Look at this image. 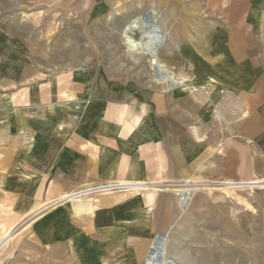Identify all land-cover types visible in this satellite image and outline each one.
I'll list each match as a JSON object with an SVG mask.
<instances>
[{
    "label": "crops",
    "instance_id": "obj_1",
    "mask_svg": "<svg viewBox=\"0 0 264 264\" xmlns=\"http://www.w3.org/2000/svg\"><path fill=\"white\" fill-rule=\"evenodd\" d=\"M46 1L40 38L33 35L31 39L18 37L17 42L8 40L12 48L5 52L1 48L6 39L0 37V76L11 87L10 94H1L4 90H0V124H7L17 134L28 132L33 136L32 146L24 149L25 159L30 158L25 160V174H40L39 186L52 180V192L108 179L111 181L75 193L85 197L111 190H100L104 186L137 187L149 189V201L103 195L95 208L89 201L55 210L41 222V241L51 242L44 230L55 229L69 254L59 261L40 264H101L110 258L111 244L122 237H127L134 248L130 251L123 246L115 256L128 249L127 264H143L135 254H153L159 246L158 238L165 234L150 240L156 229L154 217L149 213L151 208L145 210L143 206L150 205L157 189L138 180L151 173H200L210 178L237 177L242 171L250 177L263 170L264 175V0H138V11L153 7L157 14L167 15V21L159 23L165 36L156 56L164 67L177 69L189 79L183 90L169 92L123 83L116 79L123 73H111L103 64L85 68L88 51L99 46L100 29L112 27L114 17L120 10L127 13L133 0ZM57 12L63 24L53 21ZM176 16L185 19L176 20ZM75 32L82 34L86 51L78 49L81 41L73 39ZM62 33L68 36L65 43ZM63 59L69 62L65 66L60 64ZM192 62H196L195 68ZM161 76L163 83L168 82L167 77L181 83L168 73ZM203 98L214 101L203 103ZM46 106L55 109V116ZM182 123L184 143H177L174 134L160 127ZM225 132L226 136L219 135ZM144 151L152 153L146 158ZM71 173L79 179L70 180ZM231 181L173 184L168 190L237 187ZM235 182L247 183L249 190L264 189V180L256 177ZM29 188L25 183L24 196L31 193ZM257 195L264 198V192ZM71 206L84 210V214L71 221ZM91 209L93 212L86 214ZM55 238L53 235L52 240ZM64 256L68 261H63ZM148 262L151 264V259Z\"/></svg>",
    "mask_w": 264,
    "mask_h": 264
},
{
    "label": "rangeland",
    "instance_id": "obj_2",
    "mask_svg": "<svg viewBox=\"0 0 264 264\" xmlns=\"http://www.w3.org/2000/svg\"><path fill=\"white\" fill-rule=\"evenodd\" d=\"M139 5L138 0H133L127 13L126 9L125 11L120 10L118 12L120 14L114 17L112 27L106 25L100 29L102 35L97 40L99 49L95 47L88 51L89 59L85 62V68L90 69L103 64L111 73L116 75L119 74L116 72L123 73V76H118L116 79L120 78L123 83L129 85L161 89L165 92L176 88L183 90L189 79L179 73L177 69L171 71L164 67L162 65L164 63L160 64L161 62L156 56L165 36L159 23L160 20L167 21V15L157 14L153 7L147 10L142 8L143 10L138 11L136 7ZM45 6H48L46 0H0V37L6 39L1 50L7 52L12 48L8 40L17 42L18 37L27 36L31 39V36L34 37L33 35L40 38ZM122 12H124L123 15H121ZM57 14L58 17L53 21H56L57 25L58 23L63 24V19L60 22L58 20L59 17L61 18L60 12ZM175 19L184 20L185 18L176 16ZM192 19L195 18L192 17ZM76 22L80 23L79 19ZM61 31L63 32V29ZM35 33H39V35ZM67 37H65V33L61 34L62 43L68 40ZM73 39L78 43L81 41L78 48L80 51H86L87 46H82L84 38L80 32L79 35L75 32ZM86 42L88 43V41ZM34 48L35 45L32 46L33 53L35 52ZM64 51L62 50L61 53L63 56ZM7 55L9 56L8 53ZM100 57H103L102 61L99 60ZM70 58L72 63L76 62L75 56L71 55ZM6 62L9 64L8 61ZM61 63L65 66L69 62L63 59ZM202 63V68H204V60ZM192 64L195 68L196 62H192ZM37 66L40 67V65ZM165 73L172 75L179 82L181 80V83H175L169 77H164L168 82L163 83L161 75ZM0 79V90H4V93L1 94H10L9 88L11 87L7 85V82L6 85L4 84L3 79L5 78L2 75ZM203 100V103H213L214 101L213 98L208 100L203 98ZM48 104H52V108H57L50 101ZM46 108L50 115L55 116V109L50 110L48 106ZM61 118L63 122H66V118ZM160 127L163 132L174 134L177 143H184L186 140L183 123L161 125ZM227 127L225 124L224 128ZM227 133L219 135L226 136ZM240 138L243 139L241 136ZM32 142L33 136L28 132L17 134L9 129L7 124H0V264H40L41 261H59L60 257L68 255L69 253L63 249L64 245L58 238L59 235L55 229L54 232L44 230L51 242L41 241V222L55 210H60L70 204H84L89 201L92 203V208H95L98 198L103 195L115 196L119 200L135 197L148 200L149 189H138L137 187L90 193L85 197L77 196L78 194L75 193L89 186L96 187L99 184L110 182L111 180L108 179L85 181L67 190L49 191L52 180L39 186L42 178L40 174H25L24 172L25 160L29 161L30 159L28 157L25 159L24 149L25 146H32ZM151 153V151H144L146 158ZM143 166L148 170L154 169L153 166ZM262 171L254 172L250 174V177L247 172L241 171L237 177L226 175L210 178L200 173L192 175L164 173L154 175L151 173L147 177V172H145L146 177L138 181L153 184L152 187L157 189L154 191L150 205L146 207L145 205L148 203H144L143 206L145 210L151 208L149 213L154 217L156 229H154L150 240L158 235H165L158 238L159 246L153 254L136 253L137 261L142 260L143 264H150L148 262L150 259L151 264H264V198L257 197V194H263L264 189L249 190L248 188L229 186L227 189L202 187L199 191L187 192L168 190L175 186L173 184L182 183L217 184L228 183L231 180H248L253 177L264 180ZM75 176V173L68 174V178L73 181L79 179ZM235 181L231 182L236 183ZM25 183L29 184L31 191L26 196L23 195ZM71 193H74L72 197L69 196ZM247 201L250 205L247 204ZM83 211L75 206L69 217L70 220L77 218L79 213L80 215L84 214ZM92 212L93 210L86 214ZM124 230L122 228L120 232L123 233ZM8 232H10L9 236ZM53 235H56L55 240H52ZM128 240L127 237L115 240L110 247V258L105 259L101 264H127L125 255L129 253L128 249L131 251L134 248ZM123 246L124 248L128 247L127 251L121 254L122 257L115 256V253L121 251ZM154 246L157 248V244ZM10 252H12L11 255ZM63 261H68L66 256Z\"/></svg>",
    "mask_w": 264,
    "mask_h": 264
},
{
    "label": "built area",
    "instance_id": "obj_3",
    "mask_svg": "<svg viewBox=\"0 0 264 264\" xmlns=\"http://www.w3.org/2000/svg\"><path fill=\"white\" fill-rule=\"evenodd\" d=\"M237 187L236 188H246V184L247 183H234ZM105 188H103V189H100V190H105V189H111V190H113V189H124V188H126L125 186H122V187H120V188H114L115 186H104ZM91 189H93V188H91ZM97 189L95 188L94 189V192L96 191ZM90 191V190H89ZM106 191V190H105Z\"/></svg>",
    "mask_w": 264,
    "mask_h": 264
}]
</instances>
